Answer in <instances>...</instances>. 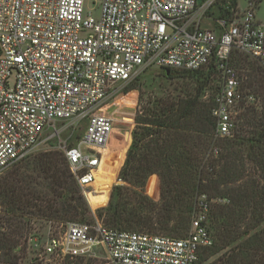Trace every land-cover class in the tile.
<instances>
[{
	"label": "built area",
	"instance_id": "1",
	"mask_svg": "<svg viewBox=\"0 0 264 264\" xmlns=\"http://www.w3.org/2000/svg\"><path fill=\"white\" fill-rule=\"evenodd\" d=\"M214 3L0 0V176L28 158L48 132L45 141L62 151L94 213L95 203H106L97 190L100 180L110 181L99 173L118 122V87L148 69L211 72L215 138L232 139L242 106L256 103L243 90L233 57L264 64V23L252 4L240 11L228 3L225 14L211 17ZM84 123L75 144L62 138ZM196 210L183 239L113 229L97 217L69 223L48 236L40 262L73 264L96 258L100 248L111 264H197L214 244L207 196L198 197Z\"/></svg>",
	"mask_w": 264,
	"mask_h": 264
},
{
	"label": "trees",
	"instance_id": "2",
	"mask_svg": "<svg viewBox=\"0 0 264 264\" xmlns=\"http://www.w3.org/2000/svg\"><path fill=\"white\" fill-rule=\"evenodd\" d=\"M237 2L232 0L235 6ZM245 58L249 59L235 53L233 65L238 69ZM170 71L169 78L179 74ZM192 73L199 83L194 95L177 86L162 97H145L141 93L133 141L120 172V179L129 186L114 187L108 208L111 214L106 222L114 227L126 223L131 228L172 229L182 236L190 229L192 198L196 193H204L213 201L208 227L214 244L202 250L197 264L223 251L220 264H264V232L252 234L264 223V193L258 192L260 183L253 178L264 166V118L258 119L254 108L242 106L235 136L216 139L213 99H202L212 73ZM257 74L259 78L254 82L253 75L241 74L243 90L264 89L262 70L257 68ZM106 168L100 170L101 179L110 177ZM152 175L160 177L159 202L145 192ZM107 182L100 180L97 193L108 188ZM149 189L156 198L157 178ZM80 193L65 157L56 152L36 157L33 174L16 171L1 178L0 264H22L26 253L22 244L31 238L34 220L64 223L83 217L88 210ZM100 198L104 200L106 193ZM221 199L229 203L215 201ZM241 238L245 240L230 251Z\"/></svg>",
	"mask_w": 264,
	"mask_h": 264
},
{
	"label": "rangeland",
	"instance_id": "3",
	"mask_svg": "<svg viewBox=\"0 0 264 264\" xmlns=\"http://www.w3.org/2000/svg\"><path fill=\"white\" fill-rule=\"evenodd\" d=\"M200 3H204L205 1H215L213 10L209 12V14L214 17H217L220 14H225L226 10L225 7L227 4H231V6L235 9H238L240 11H245L247 9H250V5H255V14L257 19L260 22L264 23V0H238L237 6L232 4V0H199ZM206 23H208L206 21ZM211 23V21H210ZM246 60L244 63L240 64L239 72L241 74H247L253 75V78L251 82L257 81L259 78L258 74H256V69L262 70V73L264 74V67L263 64H259L255 60L245 58ZM238 68V69H239ZM179 74L175 76V78H169L166 76L165 71L159 70V69H148L144 71L141 75H139L134 80L122 83L119 85L117 90V97L114 101V107L113 110L117 111V124L115 127L114 134L110 140L109 146L107 148V152L105 153V156H107V165H106V172L110 173L109 182L107 183L108 188L103 189L100 193H106V203L99 205L97 203L94 204V207H96L95 212L93 213L90 206L85 202L87 210L83 217L77 218V220H69L64 223H57L56 221H46V220H34L32 222V225L34 226V230H32L29 234V237L33 238L32 241H26L23 242L22 245H25L26 247V253H25V259L22 262V264H41L40 257L43 254V247L47 243L48 236L55 234L59 231H61L67 224L69 223H90L93 222L95 217L99 219L101 223L106 225L107 227L113 228V229H122L125 231L130 232H139V233H145L149 235H158V236H167L170 238L175 239H183L185 238L188 233L184 232L182 236H178L175 234L174 231L171 230H154L151 228H131L126 223H122L117 227L110 226L106 220L111 214L108 211L109 204H110V198L112 191L114 187L117 186H129L126 182L122 181L120 179V172L121 169L125 163L127 153L129 151V148L131 147L132 141H133V132L136 128V117L139 110V97L141 93L145 94V97L151 96H158L162 97L165 95V93L169 91H173L174 87H180L181 89H189L191 93L195 94V89L199 87V83L197 82V77L192 72H184V71H178ZM257 77V78H256ZM217 86L216 77L212 76L209 79V82L207 83V87L204 88L202 92V99L203 101L209 102L210 99L212 100L215 94ZM255 92H254V91ZM247 89L245 90L246 93H251L256 98V103L254 106H250L255 109V111L258 113V119L259 117L264 118V89L260 90L257 87V90L255 88ZM242 113V110L239 114ZM239 121V120H238ZM239 125V124H238ZM130 126V127H129ZM86 127V123L74 128L70 127L69 130L65 131L62 134V138H69V144L73 145L77 142V140L81 137ZM49 135L48 132L45 133L44 137L41 139L40 145L30 154L28 158L23 160L22 162L18 163L13 168L6 171L3 175L0 176L1 178L9 177L12 173H15L16 171H21L23 174H33L34 170V164L36 162V157H38L40 154L45 152H56L62 157H64L62 151L58 148L57 145L54 144V142H46L45 138ZM223 140V139H222ZM107 154V155H106ZM246 155V154H245ZM122 157V159H121ZM121 159V161H120ZM120 161V163H119ZM251 174H249L250 177ZM158 179L159 183V192H160V177L158 175H152L148 179L147 186L145 188L146 195H148L153 201L159 202L160 201V193L155 198L150 194V185L153 183L155 179ZM253 178L256 179L258 183H260L261 190H258V192L264 193V166H262L261 169H259L258 175L256 174L253 176ZM251 180L247 179V184L250 186L252 183ZM252 186V185H251ZM254 189V187L252 186ZM156 191V189H155ZM257 191V188L255 189ZM157 192V191H156ZM205 195L207 196L208 200L210 201V205L213 203V201L210 200L209 196L204 193H196L194 197L192 198L194 201V210L192 213L191 220L193 217L197 214L196 210V203L199 196ZM218 201L221 204H228V200H215ZM264 213V209L262 211ZM262 213V214H263ZM174 226V223L170 224V228ZM244 227L242 228V230ZM263 231L264 232V223H262L259 228L254 230V232ZM211 233L213 242L214 237L213 233ZM245 238H241L238 242L234 243L231 246V249H234L237 244L244 241ZM96 258L92 257L89 259H84L75 261L73 264H111L107 260L106 254L99 248L96 250ZM225 252H221L215 256H213L210 260H207L203 264H210V263H217L220 264V260L223 257V254ZM64 264H72L68 261L64 262Z\"/></svg>",
	"mask_w": 264,
	"mask_h": 264
},
{
	"label": "water",
	"instance_id": "4",
	"mask_svg": "<svg viewBox=\"0 0 264 264\" xmlns=\"http://www.w3.org/2000/svg\"><path fill=\"white\" fill-rule=\"evenodd\" d=\"M170 73H171V71H170V70H165V74H166V76H169V75H170Z\"/></svg>",
	"mask_w": 264,
	"mask_h": 264
},
{
	"label": "crops",
	"instance_id": "5",
	"mask_svg": "<svg viewBox=\"0 0 264 264\" xmlns=\"http://www.w3.org/2000/svg\"><path fill=\"white\" fill-rule=\"evenodd\" d=\"M160 193V192H159Z\"/></svg>",
	"mask_w": 264,
	"mask_h": 264
}]
</instances>
